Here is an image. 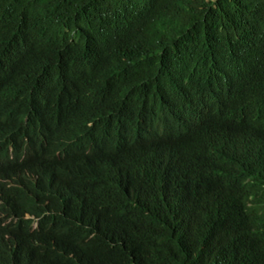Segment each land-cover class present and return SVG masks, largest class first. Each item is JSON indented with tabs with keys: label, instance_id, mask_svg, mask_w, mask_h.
Listing matches in <instances>:
<instances>
[{
	"label": "trees",
	"instance_id": "trees-1",
	"mask_svg": "<svg viewBox=\"0 0 264 264\" xmlns=\"http://www.w3.org/2000/svg\"><path fill=\"white\" fill-rule=\"evenodd\" d=\"M0 264H264V0H0Z\"/></svg>",
	"mask_w": 264,
	"mask_h": 264
},
{
	"label": "clouds",
	"instance_id": "clouds-1",
	"mask_svg": "<svg viewBox=\"0 0 264 264\" xmlns=\"http://www.w3.org/2000/svg\"><path fill=\"white\" fill-rule=\"evenodd\" d=\"M25 220H34V217L27 214L26 217H25Z\"/></svg>",
	"mask_w": 264,
	"mask_h": 264
}]
</instances>
